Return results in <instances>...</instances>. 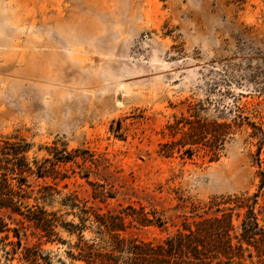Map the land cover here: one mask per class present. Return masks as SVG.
Here are the masks:
<instances>
[{"label": "rangeland", "instance_id": "1", "mask_svg": "<svg viewBox=\"0 0 264 264\" xmlns=\"http://www.w3.org/2000/svg\"><path fill=\"white\" fill-rule=\"evenodd\" d=\"M254 125L264 129V0H0V138L25 139L33 167L55 148L71 154L65 178L28 177L26 204L60 222H80L62 204L74 194L122 216L128 240L158 243L230 207L239 232L247 207L223 202L257 194L264 226ZM40 184L58 192L35 200ZM129 206L166 223L141 225ZM0 215L21 239L17 253L0 247V264H87L78 233L59 226L49 239L24 215ZM86 224L85 243L112 246V232ZM253 254L245 264H263Z\"/></svg>", "mask_w": 264, "mask_h": 264}, {"label": "trees", "instance_id": "2", "mask_svg": "<svg viewBox=\"0 0 264 264\" xmlns=\"http://www.w3.org/2000/svg\"><path fill=\"white\" fill-rule=\"evenodd\" d=\"M254 127L261 135L259 141L261 146L264 144V129L257 125ZM197 129L192 128L190 136L194 137ZM204 130L206 128H200L201 134L205 132ZM12 138H0V209L9 208L24 215L49 239L58 234L59 226L71 234L78 233L80 238L74 246L78 251V258L87 264H245L246 258H253V250L264 264V226L261 225L255 212L257 194L250 198H229L223 202L224 204L235 203L234 207H247L239 226V232L234 224V208L230 207L228 210L218 208L217 211L221 214L201 216L193 223L186 221L183 228L158 243L138 239L128 240L119 233L121 226L118 220L122 216L101 214L87 202H82L77 195H68L62 199V204L72 210H78L79 223L60 222L57 212H48L44 207L26 204L35 191V189L29 191L32 186L29 184L28 177L35 175L42 179L47 177L57 179L58 175H62L61 179L65 178L66 174L62 173L59 168L62 164L71 161L72 157L70 153L65 154L63 150L55 148L54 159L46 158L41 163L35 161V167H33L27 156L30 144L25 139L15 138L17 140H13ZM193 141L192 143H196V140ZM167 146L171 145L167 144ZM260 149L261 147L258 151L259 156H261ZM187 151L191 153L192 150ZM261 174L262 188L264 171ZM57 192L54 185L40 184L37 189L39 196H35L34 199L46 200L55 196ZM252 199L253 203L250 202ZM129 209L132 212L127 215L132 216L141 225L163 227L166 223L162 217L144 208L137 210L129 206ZM87 221H91L100 230L112 232V244H110L112 246L101 249L85 243L82 239V232L87 227ZM10 231L8 223L0 215V247L8 254L17 253L21 247L19 232H15L18 240L13 241L10 240ZM10 244L13 247L7 250L6 247ZM33 255L36 260L41 257L38 253Z\"/></svg>", "mask_w": 264, "mask_h": 264}]
</instances>
